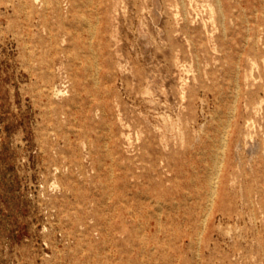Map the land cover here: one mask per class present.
I'll return each instance as SVG.
<instances>
[{"label": "rangeland", "instance_id": "obj_1", "mask_svg": "<svg viewBox=\"0 0 264 264\" xmlns=\"http://www.w3.org/2000/svg\"><path fill=\"white\" fill-rule=\"evenodd\" d=\"M254 6L0 0V264H264V199L214 210L190 151L263 80Z\"/></svg>", "mask_w": 264, "mask_h": 264}, {"label": "bare ground", "instance_id": "obj_2", "mask_svg": "<svg viewBox=\"0 0 264 264\" xmlns=\"http://www.w3.org/2000/svg\"><path fill=\"white\" fill-rule=\"evenodd\" d=\"M247 1L249 0H235L234 3H227L226 0H223L225 2L223 3L222 0H216L223 19L227 16L233 17L234 8L240 9L239 12L243 11V3ZM251 1L255 5L251 10L253 16L251 19H246L250 26H244V39L238 46V50L242 54L251 52L256 57L264 58V34L263 37L260 35V33H264V18L261 16V12L264 14V0ZM223 28L226 32L225 25ZM241 59L239 67L242 65ZM257 77L263 78V80L253 81V88L250 89L248 86L251 83L247 76L245 77L244 91L235 94L230 115L225 120H221L217 127L212 126V133L206 132L201 141L190 149L192 154L198 155V163L206 164L208 196L214 210L226 211V207L220 202H230L232 199L230 193L225 191L227 181L239 186L244 203L249 204L256 201L262 204V198L264 199V75L259 73ZM241 102L245 103L246 110L261 114V121L258 124L260 133L258 134L257 131V137H253L249 131H244L245 127H250L252 116L241 115ZM241 118L243 119L242 123H240ZM230 211L231 207H229ZM257 237L259 238V235Z\"/></svg>", "mask_w": 264, "mask_h": 264}]
</instances>
